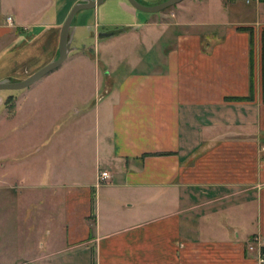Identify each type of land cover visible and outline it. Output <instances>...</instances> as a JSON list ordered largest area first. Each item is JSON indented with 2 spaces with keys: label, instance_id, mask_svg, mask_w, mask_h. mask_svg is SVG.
Segmentation results:
<instances>
[{
  "label": "crops",
  "instance_id": "1",
  "mask_svg": "<svg viewBox=\"0 0 264 264\" xmlns=\"http://www.w3.org/2000/svg\"><path fill=\"white\" fill-rule=\"evenodd\" d=\"M11 1L0 21V53L43 41L52 61L58 31L82 0ZM136 1L155 6L166 0ZM191 2H203L206 11L191 16L177 4L178 10L151 14L127 0H104L74 16L79 19L71 32L94 28L95 40L139 34L163 51L162 67L136 61L106 82L98 103L62 116L59 82L76 73L84 77L70 67L86 64L99 76L107 65L100 53L70 43L63 67L50 78L56 138L50 147L40 143L34 156L51 162L63 140L73 145L76 139L78 151L61 152L74 159L61 174L52 164L43 171L36 161L33 184L24 177L15 181L19 199L37 197L42 206L49 194L61 205L64 228L55 238L48 234L44 252L21 264H257L246 244L253 237L264 241V1ZM203 13L211 22L196 20ZM22 73V81L31 76L25 68ZM20 98H0L1 149L6 119L22 107ZM65 116L68 130L58 125ZM19 138L15 144L25 143ZM100 173L109 180L97 186ZM1 184L2 192L13 187Z\"/></svg>",
  "mask_w": 264,
  "mask_h": 264
},
{
  "label": "rangeland",
  "instance_id": "2",
  "mask_svg": "<svg viewBox=\"0 0 264 264\" xmlns=\"http://www.w3.org/2000/svg\"><path fill=\"white\" fill-rule=\"evenodd\" d=\"M11 2V0H0V21L4 19V15L9 11V6L12 5ZM243 2L248 4L245 0ZM178 5H186L190 14L206 11V9H203V2L193 4L191 0H185ZM176 6L174 5L171 8L163 10V12L166 13L172 9L178 10L179 7ZM27 11V8H25L24 14L30 15L29 11ZM195 17L196 20H203L206 23L212 20L208 13H203L199 17L195 15ZM78 19L79 16L72 21L71 29L77 24ZM166 20L173 22L170 18ZM92 30L94 28L89 30L84 26L78 27L75 33L72 32L71 47L86 48L90 53H100V61L107 65L104 67V70L101 66L99 67V76H96L95 70L86 64L83 67L79 65H72L70 67V69H75L76 71L82 70L84 77L81 78L76 73L73 78L66 76L59 82L62 85L60 87L62 88V93L59 95L58 106L61 108L62 116L71 108L75 110L82 109L83 107L89 108L93 105L94 101L98 103V100L103 95V88H105L106 82L111 78L123 76L125 71L131 70L133 63L136 61L147 64L151 69L162 67L159 63V54L163 51H157V47L143 42L139 34L95 40L93 37H90ZM41 31L43 30L36 29L34 32L38 33ZM59 33L60 29L58 35ZM169 44L166 45L168 46ZM51 58L52 55L43 41H38L32 45L20 44L16 51H2L0 53V82L7 80L12 83H19L24 79L22 73L24 68L30 74H33L51 62ZM147 65L145 66L147 67ZM61 67L63 65L47 74L36 85L26 90L0 92V98L6 99V97L10 96L14 98L21 97L19 103L23 102L22 104L20 103L22 107L18 109L15 117L10 120L6 119L8 126L4 131L6 132L5 143L3 148H0V164L3 156H5L6 158L3 160H6L7 164H5L4 168L9 171V174L5 173L6 178L4 179V171L2 166H0V185H2L1 182H5V186H13V189L8 188L4 192L0 189V264H21L26 259L37 257L41 252H44L47 240L50 238L48 234L55 238L56 232L64 228L61 215L62 206L53 203L49 194L43 196L42 202L44 203L42 206H39L36 203L37 197L25 196L19 199L17 195L18 189L15 186V181L19 180L20 177L26 178V181L31 180V184L34 183L35 177H33V174L35 176L34 163L36 161L41 163H39V166H42L43 171L49 172L51 170L49 167L52 164V166L57 167L60 173V168L65 167L63 166L64 164L67 165L68 162L70 164L74 161L72 157H65L66 153L61 154V152L66 150L68 154L70 151L71 153L78 151V149L74 150L76 139H74L73 145L63 140L62 148L58 152H55V159H50L51 162H47L42 155L34 156V151L39 148L40 143L46 142L45 144H49L50 147L51 142L56 138L55 132L52 131L51 110L53 108L50 109V106L53 107L54 99L50 96L49 88L52 87L50 78ZM16 71H19L20 77L16 76ZM28 77H30L29 74H26L25 79ZM10 100L12 101L11 98ZM11 101L10 103H12ZM54 105L56 106V103ZM68 118L66 116L64 118L60 117L58 125L66 124V126H63V129L66 127V130H68L70 128L69 122L71 121ZM80 134L83 133L81 132ZM17 137H20L19 139L24 140L25 143L15 144ZM87 142L89 141L84 143ZM82 151L86 150L83 149ZM17 162H20V164H17Z\"/></svg>",
  "mask_w": 264,
  "mask_h": 264
},
{
  "label": "water",
  "instance_id": "3",
  "mask_svg": "<svg viewBox=\"0 0 264 264\" xmlns=\"http://www.w3.org/2000/svg\"><path fill=\"white\" fill-rule=\"evenodd\" d=\"M103 1L104 0H82L80 3L75 4L69 11L63 25L60 28L57 56L47 65L40 68L33 74H31L30 77H28L22 82L19 83L0 82V92L26 90L34 86L44 77H46L47 74L57 69L66 60L68 53L71 51L70 43H71L72 32L70 29L74 16L82 10H89L96 8ZM127 1L135 10L143 13L153 14L171 8L174 5L179 4L183 0H167L155 6H145L137 2L136 0H127ZM113 34H114L113 32H109V33H101L100 35L103 37H109L112 36Z\"/></svg>",
  "mask_w": 264,
  "mask_h": 264
},
{
  "label": "built area",
  "instance_id": "4",
  "mask_svg": "<svg viewBox=\"0 0 264 264\" xmlns=\"http://www.w3.org/2000/svg\"><path fill=\"white\" fill-rule=\"evenodd\" d=\"M264 0H245L246 3H260ZM6 22L11 25L12 24V18L7 17ZM109 180V176L107 173H100L98 178V185L106 182ZM246 250L247 252L255 257V260L257 264H264V241L260 237H253L249 242L246 244Z\"/></svg>",
  "mask_w": 264,
  "mask_h": 264
},
{
  "label": "trees",
  "instance_id": "5",
  "mask_svg": "<svg viewBox=\"0 0 264 264\" xmlns=\"http://www.w3.org/2000/svg\"><path fill=\"white\" fill-rule=\"evenodd\" d=\"M124 29H120V30H117L116 33H120L121 31H123ZM10 99L7 100V103L9 104L10 103ZM12 102V101H11Z\"/></svg>",
  "mask_w": 264,
  "mask_h": 264
}]
</instances>
